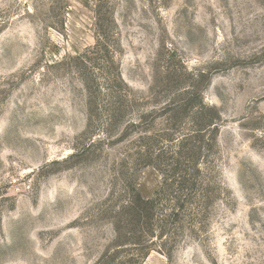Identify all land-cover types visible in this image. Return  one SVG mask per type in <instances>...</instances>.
<instances>
[{
  "label": "rangeland",
  "instance_id": "obj_1",
  "mask_svg": "<svg viewBox=\"0 0 264 264\" xmlns=\"http://www.w3.org/2000/svg\"><path fill=\"white\" fill-rule=\"evenodd\" d=\"M0 264H264V0H0Z\"/></svg>",
  "mask_w": 264,
  "mask_h": 264
},
{
  "label": "trees",
  "instance_id": "obj_2",
  "mask_svg": "<svg viewBox=\"0 0 264 264\" xmlns=\"http://www.w3.org/2000/svg\"><path fill=\"white\" fill-rule=\"evenodd\" d=\"M98 20H99V17H98ZM109 21H111V24H114V19L110 16H109ZM105 38H106L105 32L102 31V33L100 32L97 36V42L101 43V41L105 40ZM204 110H205V108L202 107V109L196 113V116H199V119H203V120L205 119L206 114H205ZM212 124H213V121H211V122L209 121L206 125H203L202 127L203 128L204 127L205 128L210 127ZM200 130L202 131V129H200ZM153 203L154 202H152L150 200H144L142 197H140V196L138 197L137 202H136V206H134V209L136 210V216H137V217H135V219H136V222L138 224H141V222H143V220H144V211H146L145 209L146 208L148 209L149 207L152 208Z\"/></svg>",
  "mask_w": 264,
  "mask_h": 264
}]
</instances>
